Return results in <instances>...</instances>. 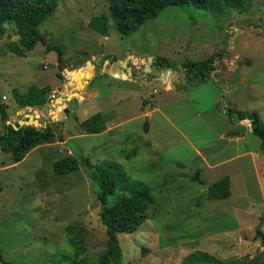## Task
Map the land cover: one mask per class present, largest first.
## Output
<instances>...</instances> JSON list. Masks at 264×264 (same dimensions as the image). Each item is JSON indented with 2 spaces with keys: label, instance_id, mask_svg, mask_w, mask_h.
<instances>
[{
  "label": "rangeland",
  "instance_id": "obj_1",
  "mask_svg": "<svg viewBox=\"0 0 264 264\" xmlns=\"http://www.w3.org/2000/svg\"><path fill=\"white\" fill-rule=\"evenodd\" d=\"M228 3L220 10L167 6L128 35L110 19L103 42L89 20L109 13L107 0H58L39 30L65 58L78 51L115 57L130 51L137 55L129 53L131 60L141 56L142 64H148L151 58L159 71L144 72L141 65L142 77L132 76L141 83V109L148 115L138 114L133 95L125 108L131 117L125 124L128 133L118 145L111 141L116 132L71 138L77 130L68 127L64 132L62 121H56L54 141L60 137L63 142L43 143L17 163L0 151V264L99 263L109 239L99 219V188L82 166L54 172L53 162L69 154L80 163L88 158L94 165L118 164L123 175L108 205L131 189H147L154 198L135 232L116 235L120 256L115 264H245L257 255L264 259L256 234L264 215V147L250 124L240 123L246 118L238 116L256 112L264 124V0ZM19 38L13 22L0 26V102L16 119L29 112L17 105L15 91L24 94L31 86L49 83L60 87L61 69L69 79L67 66L56 61L57 52H43L40 42L20 57ZM216 53L221 55L214 63L217 69L204 81L185 76L182 68L169 70L173 81H162L165 68L153 65L156 57L202 60ZM108 85L112 82L96 74L92 86L100 100L108 96ZM50 104L49 97L41 107ZM226 109L238 115L229 116ZM72 116L71 111L63 123ZM4 126L0 119V128ZM237 128L243 137L235 140L227 133ZM223 139L227 142L221 150L202 156ZM196 168L204 184L190 180ZM225 175L230 197L208 199L205 187ZM260 228L264 233V225Z\"/></svg>",
  "mask_w": 264,
  "mask_h": 264
},
{
  "label": "trees",
  "instance_id": "obj_2",
  "mask_svg": "<svg viewBox=\"0 0 264 264\" xmlns=\"http://www.w3.org/2000/svg\"><path fill=\"white\" fill-rule=\"evenodd\" d=\"M107 2L113 22L122 35H128L136 31L146 20L155 18L167 6L191 5L201 9L220 10L223 6L229 5L228 0H107ZM57 3L58 0H0V26L7 21H11L20 34L21 49H17L18 55L23 56L24 51L33 49L39 42L45 44L46 38L39 31V26L54 13ZM233 4L236 5V3ZM107 23L108 16L106 14L95 15L89 20L90 27L104 36H107L108 33ZM45 49L56 51L58 60H62V50L58 45H47ZM218 56L221 57L220 54L216 53L202 60L180 59L178 61H172L167 57H156L153 64L169 70L182 68L185 76L204 81L216 69L214 62ZM108 58L111 61L116 60V57L112 55H109ZM109 67L115 71V64H110ZM105 69H108V67ZM65 70L69 76V67L67 66ZM48 91V86L41 88L31 86L24 94L15 91L14 96L16 102L22 106L43 105L46 102L45 94ZM6 108V104L0 103V119L2 122L8 119ZM225 112L228 115L233 113L229 109H226ZM239 117L250 120L252 133L260 139L261 146L264 147V124L259 115L254 112L246 117L242 115H239ZM81 126L87 133H99L105 129L104 119L100 113H95L82 121ZM146 129L145 122L144 130ZM54 131L51 124H47L42 128L29 125L14 128L11 124H7L3 130H0V151L10 153L13 162H19L35 145L53 141ZM238 133L237 130H231L227 134L234 136ZM82 161L80 163L73 155L69 154L55 160L53 170L56 174H64L82 166L88 178L97 183L99 190L96 197L102 206L99 211V219L109 237L108 248L100 256L98 264H115L120 256L116 235L135 232L143 223L146 211L153 204L154 198L147 189H131L129 194L108 205L107 199L115 193L118 179L123 175L118 164L105 161L94 165L88 158H82ZM190 179L191 181L203 183L199 177L198 168L195 169ZM229 184L228 176H224L206 186L203 193L211 200L228 198L231 193ZM263 225L264 215L260 216L259 225L256 227V234L261 238V247L264 246V233L260 228ZM112 237H114V240H112ZM245 264H264V259L261 260L257 255Z\"/></svg>",
  "mask_w": 264,
  "mask_h": 264
},
{
  "label": "crops",
  "instance_id": "obj_3",
  "mask_svg": "<svg viewBox=\"0 0 264 264\" xmlns=\"http://www.w3.org/2000/svg\"><path fill=\"white\" fill-rule=\"evenodd\" d=\"M102 14H106V13H102ZM106 15L108 16V23H109V20L112 19L111 15H110V11ZM108 23H107V32H108ZM102 37H103V42L105 40H107V36L102 35ZM47 45L50 46L52 44H47V42H45V44H43L44 48L43 47H42V49L39 48V50L41 49V50H43V52H49L45 49V47ZM31 50L26 51L23 56H26ZM129 53H132V55L134 57L137 56V55H135V52L133 53L130 51H126V53H124V56L116 57L115 61H111L108 58V56L109 55L114 56V54H106V53L101 52V53H99V57H96V54L94 52L89 53L88 51H85L83 53L81 51L80 52L78 51L73 56H71L69 58H65L64 55H61L62 60L59 61L58 55L56 53V56H57L56 61H57V63L62 62L63 68H64L63 65L65 63L72 62L76 58H79L82 61L92 60V61H94V65L92 67H87V68L82 67V66H79V67L76 66L77 68L80 69L81 83H77L76 79H74V77H75L74 69L69 67V69H70L68 71L69 72V79L66 77L65 72L62 71L63 69H61L60 75H59V73H57V75L61 81L60 87L58 85H56L57 83H55L54 85L49 83V84H41V85L37 86L38 88H41L44 86L49 87V91L45 94L46 100L51 96L52 93L55 94V98L50 99L51 107H48V108L43 107L42 108L41 105L22 106V105H19L17 103V105L20 108H25V110L29 113L23 112L22 118L16 119L12 115H9L8 114L9 112L6 110L7 114H8V119L5 121V125L11 124L13 127H17V128L21 127V123H25L24 121L28 120L27 114H32L34 116V118H36L38 120L42 117H45L44 124L42 126H38L35 128H42V127H45L47 124L52 125V123H54L56 121L57 122L62 121V124L64 126V128H63L64 132L66 131V129L68 127L71 128L72 130H73V128H75L77 130V132H73L74 135L69 136L71 138H73L74 136H78V135L86 136L89 134H97L99 136H102V135H106V134L110 133V131H113V132H116V134L114 135L115 140L114 141L111 139L110 140L115 145H118L117 141L124 140L125 137L127 136V133H128V131L126 132L127 126H125V124L128 121H131L130 120L131 117H128V115L126 114L125 108L128 107L127 103L132 99L133 95H135V97L138 98L139 105L137 104V106H136L138 111L140 112L138 114H142L143 116L148 115L147 111H144L141 109L142 101L140 100V95H139V93H141V89H140L142 87L141 83L136 82V78L134 79V78H132V76L137 77V79L138 78L140 79V77H142V75H140L141 71L139 70V66H141V65H143L142 71H144V72L147 71V69H154V67L151 66V64L150 65L149 64H142L143 62L141 60V58H142L141 56L138 57L139 58L138 61L131 60L130 58H132L133 56L131 55V57H129V55H130ZM23 56H20V57H23ZM99 59L101 61H98ZM102 61H103V63H102ZM121 61H126L125 67L122 66L124 64L120 63ZM110 64H115V66H116L115 71L113 69H111V67H109ZM133 65H136V68L139 71V74L132 71ZM43 67H46V64H44ZM106 67H108V69H105ZM89 68H92V70H91V72L89 71L90 73L88 74L87 77H85L83 74ZM216 69H214L213 71H215ZM169 73H168L169 74L168 75V74H165V72H163L162 81L164 79L166 81L170 80V82L173 81L171 78V77H173V74L170 71H169ZM96 74L101 75L102 77H105L108 81L112 82V86L108 85V89L110 90L108 93L109 97L107 96L105 98H101V100L99 99L100 98L99 97L100 96L99 91L97 90V88L92 86L93 79L95 78ZM138 75H140V76H138ZM180 75L182 77V74H180ZM64 79H66V82H63ZM181 80H183V79H181ZM183 84H185V83H183ZM139 85H140V87H138ZM73 92H77V94L74 95L76 100H77V105H75L74 102H72V100H69V106L67 107L69 109V113L67 116H69L70 112L72 111V114H73L72 120H69L68 122L63 123L64 119L66 118V115L63 112V110L65 108V104H62L59 106L56 104V102L62 98L66 100L68 97L69 98L72 97ZM2 96L5 97V95H2ZM54 104H56V107H53ZM155 108H156V106H155ZM20 110H23V109H20ZM153 110H155V109H153ZM95 113H100L102 115V117L104 119V123H105V129L99 133H87V132H85V130L81 126V122L88 119L89 117H91ZM233 114L235 115L236 112L233 111ZM236 115H238V114H236ZM54 117L56 118L55 120H54ZM60 125L61 124H59V126ZM55 126L57 127L58 124L56 123ZM3 129L0 128V130H3ZM54 130H55L54 131L55 137H54L53 141L43 142L44 145H45V143L50 144V143H54V142H63V140L59 141L60 137L58 138L59 140L57 139L56 141H54L56 138V134H57L56 129H54ZM231 130H233V129H231ZM235 130H237L239 133L237 135L230 136V137L234 138L235 140L243 137L242 135H240V133L242 132L241 130H239L238 128ZM58 132L60 133L61 130H58ZM64 132H61V133H64ZM64 140L65 141L68 140V135L64 137ZM228 140H230V138L227 139V141ZM43 143H39V144L35 145V147L30 149L21 161L26 159V157L28 156L30 151H33L34 149H36L37 147H39ZM14 163H17V162H14ZM225 176H227V175H225ZM229 182H230V179H229ZM201 184H204V183H201ZM230 185L231 184H229V186ZM230 191H231V189H230ZM230 195H231V193H230Z\"/></svg>",
  "mask_w": 264,
  "mask_h": 264
},
{
  "label": "water",
  "instance_id": "obj_4",
  "mask_svg": "<svg viewBox=\"0 0 264 264\" xmlns=\"http://www.w3.org/2000/svg\"><path fill=\"white\" fill-rule=\"evenodd\" d=\"M234 25H237V22H234ZM241 25V24H240ZM96 57H99V54H96ZM129 57H131V55H129ZM125 62V63H124ZM120 63L124 64L122 65L123 67L126 66V61H121ZM215 63V62H214ZM78 64V65H77ZM149 65L151 64V58L149 59ZM94 65V61L92 60H86V61H82L81 59L79 58H76L74 59L72 62H68V63H65L63 66H68V67H71L72 69H74V74H75V77H76V81L77 83H81V74H80V69L77 68L76 66H82V67H92ZM66 68V67H65ZM132 71L135 72V73H138L139 74V71L137 70L136 68V65H133L132 66ZM159 71L158 67H155L154 69H147L146 72L148 73H157ZM165 74H167L169 72L168 69H165ZM75 94H77V92H73L72 93V97H68L66 100L65 99H59V101L56 102L57 105H62V104H65V108L63 110L64 114L67 116L68 113H69V109L67 108L69 106V100H72V102H74L75 105H77V100L75 98ZM56 104H54L53 107H56ZM230 116H233V114H230ZM27 121H24L25 125L26 126H34V127H38V126H42L44 124V119L45 117H42L40 118L39 120L34 118V116L32 114H27ZM248 122L250 124V120L248 119H242L240 121V123H244V122ZM14 128H17V127H14ZM250 130H251V127H250ZM226 142V139H223L219 144L211 147L210 149L204 151L202 153V156H206V155H209V154H212L216 151H219L222 149L223 147V144H225ZM112 240H114V237H112Z\"/></svg>",
  "mask_w": 264,
  "mask_h": 264
},
{
  "label": "built area",
  "instance_id": "obj_5",
  "mask_svg": "<svg viewBox=\"0 0 264 264\" xmlns=\"http://www.w3.org/2000/svg\"><path fill=\"white\" fill-rule=\"evenodd\" d=\"M3 98H4V96H3ZM53 98H55V94H51V96H50V99H53Z\"/></svg>",
  "mask_w": 264,
  "mask_h": 264
},
{
  "label": "bare ground",
  "instance_id": "obj_6",
  "mask_svg": "<svg viewBox=\"0 0 264 264\" xmlns=\"http://www.w3.org/2000/svg\"><path fill=\"white\" fill-rule=\"evenodd\" d=\"M91 70H92V68H91ZM87 72H88V71H87ZM87 72L83 74L85 77H87L88 74H89V73H87ZM168 73H169V72H168ZM68 77H69V76H68Z\"/></svg>",
  "mask_w": 264,
  "mask_h": 264
}]
</instances>
